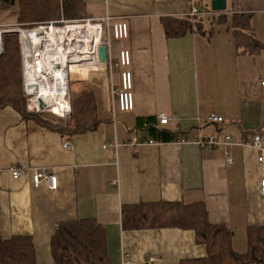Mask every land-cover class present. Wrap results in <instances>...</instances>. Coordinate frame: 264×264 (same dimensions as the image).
I'll use <instances>...</instances> for the list:
<instances>
[{
  "label": "crops",
  "instance_id": "obj_1",
  "mask_svg": "<svg viewBox=\"0 0 264 264\" xmlns=\"http://www.w3.org/2000/svg\"><path fill=\"white\" fill-rule=\"evenodd\" d=\"M81 1L88 18L106 12L127 25L117 55L113 46L110 52L112 74L118 66L131 74L133 109H113L108 71L88 84L97 112L90 130H71L65 117H23L0 108V237L29 236L36 264H54L50 239L56 224L93 220L105 232L107 264L123 256L129 264H179L206 255L192 230H124L121 207L201 202L208 221L227 226L233 249L244 252L246 227L264 225V160L258 162L260 151L250 145L259 136L264 149V0H226L220 10L211 8L212 0H199L196 16L205 32L179 38L165 36L161 18L190 17V0ZM6 14L0 11V29L14 22ZM233 15H248L250 31L234 38ZM121 50L128 52L127 66L117 65ZM88 66L96 65L83 62ZM112 82L118 87L113 76ZM159 114L168 124H158ZM210 115L224 122H206ZM147 117L175 139L152 140L136 126ZM209 136H229L231 144L219 149L195 143ZM148 140L153 143L142 144ZM10 168L21 172L17 179ZM41 168L56 176V190L46 182L32 185L33 170Z\"/></svg>",
  "mask_w": 264,
  "mask_h": 264
},
{
  "label": "trees",
  "instance_id": "obj_2",
  "mask_svg": "<svg viewBox=\"0 0 264 264\" xmlns=\"http://www.w3.org/2000/svg\"><path fill=\"white\" fill-rule=\"evenodd\" d=\"M0 9H12L15 12L12 26L20 29H33L49 22L59 26L63 20L88 18L81 0H0ZM231 21L234 38L250 31L248 15H233ZM161 24L167 38L205 32L203 18L199 16L163 17ZM70 92L71 130L92 129L97 121L92 91L78 85L76 89L71 87ZM5 107H11L23 117H40L26 111L20 46L15 34L2 36L0 108ZM136 126L145 129L152 140L170 142L175 139V134L158 126L155 117L139 118ZM121 224L124 230L170 227L192 230L196 243L205 246L206 255L179 264H264V225L246 227L245 251L237 252L232 247V231L225 225L210 223L201 202L125 205L121 207ZM50 254L54 264H107L104 229L93 220L58 223L50 239ZM0 264H36L31 237H0Z\"/></svg>",
  "mask_w": 264,
  "mask_h": 264
},
{
  "label": "built area",
  "instance_id": "obj_3",
  "mask_svg": "<svg viewBox=\"0 0 264 264\" xmlns=\"http://www.w3.org/2000/svg\"><path fill=\"white\" fill-rule=\"evenodd\" d=\"M199 0H190L192 7H191V12H190V16H196L200 14V10L199 8H197L195 5L198 3ZM86 23L84 27H86L87 30H90V28L94 27L96 28L95 30L98 31V34L100 36L99 38V44H95V42H93L90 46L91 48L89 49L88 52L83 53L84 49H80L78 51L75 52H70L69 49L67 48V46L65 45V53L68 57L67 59V65L74 63L72 65H76L77 70L79 73H77V75L79 77L80 76V72L83 71V62L85 63H89V64H94L96 65V68L94 70H99L96 71V74L99 75H92L87 79H81V80H97L100 77V74L102 72H106L108 71L109 73V80H108V89H109V94H110V101L112 104L113 109L115 108V104H116V108L121 111V112H128L131 111L133 109V95H132V81H131V74L128 71H122L120 74V78H119V85L118 87L114 88L113 82H112V69L113 67H115V61L114 59L111 57V41H122L124 39L127 38L128 36V30H127V25L125 22L123 21H113L112 18H110L109 16L105 15L104 17L98 18V19H94V18H87L85 21H78V20H73V21H61V25H56L53 22H49L47 24H42V25H38L37 27L33 28V29H43V30H47L49 28H59L61 26H65V27H77L78 25H76L77 23ZM76 23V24H73ZM92 25V27H89ZM33 29H17L18 31V41H19V46H20V55H21V67H22V85H23V93L25 96V106H26V111L27 113L30 114H39L40 112L44 111V112H48V110L46 109H39L29 98V96L27 95L26 91H25V79H24V73H23V59H22V42H21V35H20V31H28V30H33ZM91 31V30H90ZM104 36L106 41H101V37ZM107 37V39H106ZM102 46L105 48V62L102 65L99 61L98 55H99V51L98 48ZM39 54V52H36ZM76 54H80V56L76 55ZM34 55V54H33ZM33 59V56H32ZM41 60V57L39 55V61L35 62L34 59V63L39 64ZM60 64V63H59ZM129 64V55L128 52L126 50H121L118 56V64L120 66H127ZM54 65V64H53ZM101 65V66H100ZM59 71H62L63 75V79L65 80V89L67 91L68 94V100H69V96H70V80H71V73L73 71L70 70V66H63L60 64L59 67ZM101 72V73H100ZM261 85L264 86V81H261ZM70 101H69V111L68 113L63 116L69 117L70 114ZM157 121L158 124L160 125H166L168 124L169 120L168 118L164 115V114H159L157 116ZM206 122H214V123H223L224 119L220 116H216V115H210L208 117H206L205 119ZM135 143V139L132 141V143ZM259 142H260V138L259 136H254L252 143H250V145L252 147H254L255 149H258L259 152V156L257 158L258 162H263L264 160V149L259 147ZM153 142L148 140V141H143L142 144H152ZM196 144L200 145L201 147H216V148H222L223 146L229 145L231 144V138L229 136L224 137V139L222 141H216L215 139H213L211 136L207 137L206 139H198L196 142ZM62 147L64 149H68L69 148V144L68 142H63L62 143ZM105 147V146H104ZM228 163H231V159L227 160ZM9 172L12 176L13 179H17L21 172L16 169V168H10ZM31 180H32V185L34 187H38L39 184L41 182H46L49 190H56L57 188V179L56 176L53 175L52 173H49V171L45 168H41L38 170H33L32 172V176H31ZM260 191L262 194H264V179H262L260 181ZM118 264H129V261L127 259L126 256L121 257V260Z\"/></svg>",
  "mask_w": 264,
  "mask_h": 264
},
{
  "label": "bare ground",
  "instance_id": "obj_4",
  "mask_svg": "<svg viewBox=\"0 0 264 264\" xmlns=\"http://www.w3.org/2000/svg\"><path fill=\"white\" fill-rule=\"evenodd\" d=\"M95 29L92 27L90 31L84 26H77L64 27V30L52 27L47 30L20 31L25 91L39 109L49 107L54 114H58L61 105L65 106L66 102L69 104L68 94L64 86V74L59 71V67L60 64L70 66V68L75 65H67L68 57L65 53V45L72 53L84 48L83 53L88 52L93 42L99 44L100 36ZM36 52H39L41 57L39 64L34 63L32 59ZM76 55L80 56V54ZM75 68L78 70L77 67ZM90 68L94 70L96 66H90ZM52 100H56L54 105L49 103Z\"/></svg>",
  "mask_w": 264,
  "mask_h": 264
},
{
  "label": "rangeland",
  "instance_id": "obj_5",
  "mask_svg": "<svg viewBox=\"0 0 264 264\" xmlns=\"http://www.w3.org/2000/svg\"><path fill=\"white\" fill-rule=\"evenodd\" d=\"M201 5V4H200ZM104 8L105 7H103L102 6V8H101V11H100V14H103V12H104ZM0 11H7V18L8 19H10L11 20V22H13L14 20L12 19V17L15 15V12L12 10V9H0ZM105 15H107V13L105 12L104 13ZM15 17V16H14ZM89 19V18H88ZM86 19H79L78 21H85ZM63 21H73V20H63ZM9 23V22H8ZM14 24V23H13ZM12 24V25H13ZM73 24H76V23H73ZM85 24L86 23H82V22H80V23H77L76 25H78V26H85ZM7 25H9V24H7ZM8 26V27H6V28H2V29H0V32L1 31H3V30H17V29H20V28H16V27H13V26ZM92 25H94V24H91V26H89V27H92ZM64 27L65 26H61V27H59V28H62V30H64ZM69 27V26H68ZM49 31V30H48ZM90 32V31H89ZM64 33V32H63ZM16 35V34H15ZM80 37V36H79ZM93 37V36H92ZM91 37V38H92ZM65 39V38H64ZM106 39H107V37H106ZM92 40V39H91ZM101 41L103 42V41H106L105 40V38H104V36H102L101 37ZM122 44V41H111V45L113 46V49H112V54H113V57H115L116 55H117V48H118V46H119V44ZM72 64H74V63H71L70 65L72 66ZM76 66H72V68H70V70L71 71H73L72 73H71V80H70V82H71V84H70V86L71 87H74L75 89L78 87V85L79 86H85V87H88L89 89H90V87L89 86H91L90 85V83H93V82H95V80H90V81H88V80H81V79H84V78H87V79H90V78H88V77H90V76H92V75H94V76H96V75H98V74H96V71H94V70H91V68L90 67H86V68H83V71L82 72H80V76L81 77H79L78 75H77V73H79L77 70H76V68H75ZM122 70H125V68H121V67H117L116 69H114V71H113V74H112V76L114 77V83H115V85L116 86H118L119 85V82H118V77H119V74H120V72L122 71ZM101 73V72H100ZM93 77V76H92ZM81 84V85H80ZM88 84H89V86H88ZM71 87H70V89H71ZM92 91V90H91ZM30 99H31V97H30ZM71 92H70V96H69V101H70V114H69V116L71 115V112H72V109H71ZM51 105H54L55 103H56V100H52L51 102H49ZM68 102H66L65 103V106H63V105H61L59 108H60V111H58V114H54L52 111H51V109L49 108V107H44V109H46V110H48L49 111V113L48 112H44V111H42V112H40L38 115H41V116H43V117H48L49 119H57V116L58 117H63V116H65L67 113H68V111H69V104H67ZM52 108V107H51ZM35 115V114H34ZM69 119V117L68 116H66L65 117V119ZM64 120V119H63Z\"/></svg>",
  "mask_w": 264,
  "mask_h": 264
},
{
  "label": "water",
  "instance_id": "obj_6",
  "mask_svg": "<svg viewBox=\"0 0 264 264\" xmlns=\"http://www.w3.org/2000/svg\"><path fill=\"white\" fill-rule=\"evenodd\" d=\"M225 4H226V0H212L211 1V8L214 10H220V9H224L225 8ZM215 5H221V7H215ZM5 34H18L17 30H3L0 32V41H1V50H0V56L2 55V36ZM99 51V61L101 64H104L105 62V48L100 46L98 48ZM33 59L35 62L39 61V54L38 53H34L33 55Z\"/></svg>",
  "mask_w": 264,
  "mask_h": 264
}]
</instances>
